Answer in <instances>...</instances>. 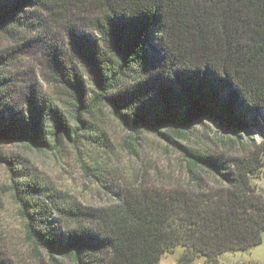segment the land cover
Returning <instances> with one entry per match:
<instances>
[{
  "label": "trees",
  "instance_id": "obj_1",
  "mask_svg": "<svg viewBox=\"0 0 264 264\" xmlns=\"http://www.w3.org/2000/svg\"><path fill=\"white\" fill-rule=\"evenodd\" d=\"M56 27L86 78L55 56L52 77L67 114L33 94L18 107L0 56V140L40 151L76 147L98 139L88 118L105 107L132 132L143 128L175 146L186 179L103 184L113 200L82 206L0 149L24 238L53 264H159L177 246L178 264H218L223 252L260 243L264 196L251 179L264 167V0H0V32L13 41ZM208 114L231 135L221 140L225 150L180 144Z\"/></svg>",
  "mask_w": 264,
  "mask_h": 264
},
{
  "label": "rangeland",
  "instance_id": "obj_2",
  "mask_svg": "<svg viewBox=\"0 0 264 264\" xmlns=\"http://www.w3.org/2000/svg\"><path fill=\"white\" fill-rule=\"evenodd\" d=\"M79 23H82L81 19ZM32 36V42L21 44L0 32V56L5 57L8 64L2 68L10 84L12 101L18 107H25L26 96L33 94L44 97L67 114L68 99L53 80L51 60L57 56L63 62L72 63L83 78H86V69L61 27ZM88 120L92 123V136L96 135L98 139H81L76 147L64 144L57 152L40 151L23 141L7 139L0 140V149L18 159L30 176L82 206L95 207L113 200L103 184L115 188L116 185L124 187L142 180L157 185L185 181L182 155L166 140L143 128L132 132L105 107ZM69 122L73 124L71 118ZM188 135V140L179 139L178 142L218 152L225 150L221 140L231 136L212 114L193 123ZM256 141H260L259 136ZM95 175L105 177L108 182L98 181ZM10 182L8 170L0 164V258L7 264H53L46 251L35 249L24 238V219L10 191ZM251 182L264 196V167ZM182 251V247L177 246L173 251L164 252L159 264H178ZM60 260L67 264L64 259ZM217 261L218 264H264V233L260 243L242 251L223 252ZM204 263L203 257L193 262Z\"/></svg>",
  "mask_w": 264,
  "mask_h": 264
}]
</instances>
